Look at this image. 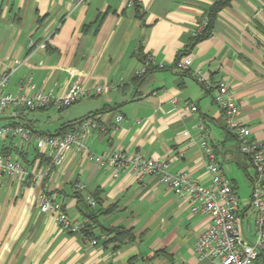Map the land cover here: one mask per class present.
Wrapping results in <instances>:
<instances>
[{
	"label": "crops",
	"instance_id": "1",
	"mask_svg": "<svg viewBox=\"0 0 264 264\" xmlns=\"http://www.w3.org/2000/svg\"><path fill=\"white\" fill-rule=\"evenodd\" d=\"M219 1L137 0L128 8L120 0L78 5L0 0V73L12 70L6 92L18 93L29 78L28 95L56 96L74 84L110 86L105 94L90 90L63 110L8 109L0 115V127L22 125L35 135H55L96 117L100 127L85 135L93 153L120 149L162 158L170 173L183 172L207 186L211 177L201 148L202 124L239 198L242 238L252 241L257 212L248 202L254 168L226 129L214 91H205L194 73L230 85L241 121L251 138L264 144V0H232L217 14L210 36L191 51L188 70L175 66L202 15ZM30 42L45 47L24 62ZM147 58L152 63L138 78ZM185 103L195 104L198 112L183 114ZM47 109L56 110L54 118L62 121L53 132L37 127L36 115ZM0 154L20 161L30 174L25 188L14 178L0 179V264H210L194 251L207 216L192 213L187 201L156 176L138 179L120 172L113 178L112 169L82 160L72 150L46 179L33 182L31 176L48 162L33 143L1 138ZM77 183L84 188L77 190ZM40 191L53 195L72 221L86 220L93 236L63 230L54 215L40 213ZM87 197L97 205L90 207ZM114 229L131 232L134 240L119 243L106 232Z\"/></svg>",
	"mask_w": 264,
	"mask_h": 264
},
{
	"label": "built area",
	"instance_id": "2",
	"mask_svg": "<svg viewBox=\"0 0 264 264\" xmlns=\"http://www.w3.org/2000/svg\"><path fill=\"white\" fill-rule=\"evenodd\" d=\"M74 5L87 3L89 0H68ZM124 6L132 8L137 0H120ZM206 16L202 15L198 27L192 36L198 35L204 28ZM30 55L24 62L30 59L32 53L43 49L45 43L35 45L29 43ZM151 58L145 59V63L137 72V77L142 78L149 65ZM190 56H184L176 62V68L188 70ZM161 67V65H160ZM11 71L0 73V115L8 109H25L35 111L46 108L63 110L69 108L80 98L86 96L90 90L94 94H105L109 85H96L92 89L79 84L72 85L67 91L59 95H52L36 91L28 95L33 89L30 78L23 82L20 91L11 94L4 90ZM197 82L205 91H214L213 97L218 104L225 120V127L236 138L238 151L248 157L254 168L252 179V191L249 198V207L256 210L255 237L247 242L242 238L241 220L238 216L239 198L232 187L230 180L215 160L212 147L206 141L208 131L202 124L199 125L201 148L206 160V169L210 174V183L207 186L190 178L183 172L170 173L169 164L162 158H147L140 153L126 154L120 149H112L105 153H93L85 143V135L91 129L100 127L96 117H87L78 123L76 129L64 134H32L26 127L3 126L0 127V139L17 137L23 144L33 143L38 152L47 157L48 162L37 173L31 176L33 182L46 179L53 168L61 166L70 151H74L82 160L93 161L100 167L112 169V177L117 178L120 172H127L138 179L144 176H156L159 181L170 188L177 196L185 199L192 213L201 212L208 218V224L203 233L198 237L194 251L198 259L208 258L210 264H257L259 258L264 263V144L251 138V130L240 118V106L234 98L230 85L222 80L212 83L204 75L194 73ZM183 114L197 113L198 107L193 103H185L181 109ZM118 117V121L121 120ZM28 170L20 161L7 155L0 154V179L2 177L14 178L22 188L27 186ZM84 186L76 184L77 190ZM37 208L40 213L52 214L57 224L70 232H79L84 228L87 221L77 223L67 216L60 202L45 191H40L36 197ZM87 204L96 206V202L87 197ZM94 244V241H91Z\"/></svg>",
	"mask_w": 264,
	"mask_h": 264
},
{
	"label": "trees",
	"instance_id": "3",
	"mask_svg": "<svg viewBox=\"0 0 264 264\" xmlns=\"http://www.w3.org/2000/svg\"><path fill=\"white\" fill-rule=\"evenodd\" d=\"M231 1L232 0H220L219 2L214 3L213 5H211V7H209V9L204 14L206 16V23H205L204 28L202 29V31L198 35L191 37V39H190V41H189L188 46L186 47V49L184 51H182L177 56L176 62L181 57L190 55L191 51L196 46V44H198L199 42L207 39L210 36V34H211L212 30H213V24H214V21L216 19L217 14L221 10H223L225 7L229 6V4H230ZM175 66H176V63H175ZM72 130H74V129H72L70 127L69 128V131H72ZM58 134H64V132L63 133H58ZM2 155H4V154H2ZM96 205H97V203H96ZM86 218H88V217H86ZM106 232L108 234L109 233H113L114 236H115L114 237V240H118L119 243H123V241H125V240H128V241H133L134 240L133 239V236H132V233L129 232V231H124L122 229H114V230H109V231H106ZM80 233L85 234V236H87V237L93 236L92 233H91V227L87 223L85 224L84 228L80 231ZM259 260H261V259L259 258Z\"/></svg>",
	"mask_w": 264,
	"mask_h": 264
},
{
	"label": "rangeland",
	"instance_id": "4",
	"mask_svg": "<svg viewBox=\"0 0 264 264\" xmlns=\"http://www.w3.org/2000/svg\"><path fill=\"white\" fill-rule=\"evenodd\" d=\"M58 112L56 110L53 109H47L44 112H40L36 115V117L38 118V122H37V127L43 130H49L50 132H53L56 130V128L59 127V125L61 124V120H56V118H54V116H57ZM50 116V117H49ZM246 225V223H245ZM250 226L252 227V225L250 224ZM253 227L251 228V231L253 232Z\"/></svg>",
	"mask_w": 264,
	"mask_h": 264
},
{
	"label": "bare ground",
	"instance_id": "5",
	"mask_svg": "<svg viewBox=\"0 0 264 264\" xmlns=\"http://www.w3.org/2000/svg\"><path fill=\"white\" fill-rule=\"evenodd\" d=\"M91 207V206H90Z\"/></svg>",
	"mask_w": 264,
	"mask_h": 264
}]
</instances>
